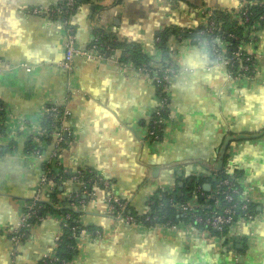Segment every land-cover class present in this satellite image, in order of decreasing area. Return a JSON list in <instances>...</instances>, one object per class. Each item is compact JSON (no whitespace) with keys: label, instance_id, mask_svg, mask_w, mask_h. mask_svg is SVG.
Masks as SVG:
<instances>
[{"label":"crops","instance_id":"crops-1","mask_svg":"<svg viewBox=\"0 0 264 264\" xmlns=\"http://www.w3.org/2000/svg\"><path fill=\"white\" fill-rule=\"evenodd\" d=\"M258 2L99 0L91 10L79 7L71 23L81 50L102 31L119 42L137 44L157 65L162 57L155 43L163 30L197 29L206 22L205 11H237ZM60 5V0H0V62L10 67L0 71V103L11 130L0 139V149L12 148L0 156V264H37L54 256L63 234L65 217L48 213L21 246L14 248L9 240L36 196L48 202L40 179L52 145H41L40 158L25 150L47 105L70 111L61 167L69 173L91 170L108 179L138 216L157 191L176 192L190 176L214 180L226 139L250 137L229 144L221 171L239 174L241 195L255 210L252 221L236 222L224 238L187 227H128L108 217L105 195L96 190L80 211V222L100 230L103 239L82 238L71 264H264V27L247 48L256 58L253 81L231 79L204 46L169 38L170 60L178 73L170 83L169 122L161 140L151 144L147 132L157 90L147 76L120 64L121 52L112 58H75L69 82L57 67L64 56L61 22L33 16L28 9ZM94 6L99 12L93 13ZM79 190L76 184L62 183L54 208H67L66 201Z\"/></svg>","mask_w":264,"mask_h":264},{"label":"built area","instance_id":"built-area-1","mask_svg":"<svg viewBox=\"0 0 264 264\" xmlns=\"http://www.w3.org/2000/svg\"><path fill=\"white\" fill-rule=\"evenodd\" d=\"M60 2L61 5L55 8L33 7L28 9V12L33 16L46 17L61 22L64 31V56L57 64V67L68 77L67 79L69 82L73 72L75 58H84L88 60L112 58L115 53L120 51L111 48L105 42H102L99 37H95L92 40V44L87 50L79 49L76 43L77 39L74 28L71 23L72 14L75 9L76 11L78 10V7L76 8V0H60ZM258 3L263 4L264 2L261 0ZM243 8L244 9H239L231 14L234 20L245 27V25H249L251 21L247 12V6ZM203 15L206 22L202 26L203 31L200 32V35L211 37V40L209 41L199 37L195 40L184 39L182 41L204 46L206 52L212 58V61L217 65L223 66L228 71L229 77L234 81H253L256 74V58L247 51V48L254 44L255 32L261 25L256 22L246 28L247 40H238L232 34H229L227 39H224L217 35L219 32V25L211 21L210 14L205 11ZM240 19H242V21ZM259 20H264V15L260 16ZM228 39H237L239 41L237 48L233 52L228 51L231 46ZM157 42L158 40H156V43ZM119 62L122 66L130 67L131 70L138 71L147 76L156 87L157 105L153 110L147 132L148 141L151 144H156L161 140L164 129L170 119V83L172 78L178 73V68L173 62L167 64V66L163 68L158 66L160 65L159 62L157 65L152 63L142 66H135L131 62H122L121 60ZM3 70H10V67L0 62V71ZM4 110L5 108L0 105V112H4ZM42 113V121L46 119L52 124V130L48 136L50 140L49 142L45 141L52 145V151L44 163V171L40 179V189H47V196L51 194L58 186L56 178L60 179L59 185L65 182L78 185L80 190L66 201L68 209L80 213L86 202L94 197L96 190H101L105 195L108 217L128 227L143 229L159 227L169 231H175L180 227H187L200 231L202 229L198 228L201 227L204 231H215L221 235L225 231L231 229L238 221L250 222L254 219V214L251 211V200L242 197L238 180L233 174H228L227 172L228 177L219 180L214 190L209 189V191L206 192L203 187H197L189 202L176 205L173 203L171 204L175 208L178 216L183 218L189 217L190 223L188 224L184 222L174 224L171 221L160 224L154 223L155 217L152 216L149 207L143 215L138 216L132 214L129 210L128 202L120 199L115 194L112 190V184L108 179L98 174L92 178L86 179L85 175H91V170L78 169L69 173L61 167L60 153L63 150L62 145L64 144L70 126V111L68 108L47 105L43 108ZM2 125L4 131L2 132L0 130V139L8 136L11 131L10 128L6 126V122H2L0 119V127ZM46 134V130L42 125H40L37 130L30 133L29 138L33 140L38 148L29 152L28 155L38 158L42 156L43 149L41 145L44 141L41 139ZM199 199L202 200V203H200ZM40 200L39 196H36L34 200L25 207L18 219L16 227L10 232L9 240L14 248L21 246L27 239L33 226L43 220L38 217L40 208L37 206V203H41ZM47 201L49 202V200ZM67 219H69V216L65 217V220ZM79 223L81 224V222ZM70 232L72 237H76L77 247L82 238L89 239L90 241H98L102 240L104 236L100 230H93L90 232L83 225L82 228L71 227ZM12 254L14 255V253ZM43 259L51 262H58L55 254L51 257L45 256Z\"/></svg>","mask_w":264,"mask_h":264},{"label":"trees","instance_id":"trees-1","mask_svg":"<svg viewBox=\"0 0 264 264\" xmlns=\"http://www.w3.org/2000/svg\"><path fill=\"white\" fill-rule=\"evenodd\" d=\"M94 1L99 0H76V8L78 7H89V9H92V6L94 4ZM261 1V0H259ZM264 2V0H262ZM117 3H120L121 0H116ZM244 9V8H242ZM99 8L97 9L96 6L93 7V13L99 12ZM76 9L72 16L75 14ZM234 11H207V13L210 14V19L213 21L216 25H219V32L217 35L220 38H226L229 34H232L234 37H236L238 40H247V31L246 28H248L250 25H253L254 23L258 22L262 27H264V20L260 21V16L264 15V3H256L252 5L247 6V12L250 17V24L241 26L238 21L233 19V16L231 13ZM242 21V19H240ZM203 31V27L200 26L197 29H180L177 27L173 28H167L159 33L156 40H158L156 44L157 50L161 54V61H158L161 66V68L167 66V64L171 63L170 60V51L168 49V41L170 37H178L180 40L188 39V40H195L197 38H204L207 40H211V37H207L204 35H200V32ZM95 37H99L102 42H105L107 45H109L113 49H117L121 52V61L122 62H131L135 66H142V65H150L152 64V59H149L146 57L140 46H138L135 43H127V42H119L116 39H114L111 35L106 34L102 31H96ZM237 39H228L231 43V46L229 47L228 51L233 52L237 48L239 41ZM92 44V42H91ZM90 44V45H91ZM160 69V68H159ZM0 105L4 108V105L0 103ZM0 119L2 122H6V114L5 110L4 112H0ZM52 124L49 120H43L42 121V127L46 130V135L42 137L41 140L44 142H49V133L52 130ZM0 130L3 132L4 128L3 125L0 127ZM65 141L62 147L65 146ZM25 150L26 152H32L35 149L38 148V146L33 142L32 139L29 137L27 138L25 142ZM11 146H14V143L11 144ZM12 148L7 147H1L0 149V156L5 155L9 153ZM91 175H85V178H92L97 175V173L90 171ZM212 174V173H211ZM215 179L212 180L209 176H190L186 178L180 187H177L176 192L173 193H167L164 191H157L148 202V207L150 208L152 212V216L155 217L154 223L160 224L164 223L166 221H171L174 224H179V222H184L185 224L190 223L189 217L183 218L177 215L175 208L171 205L172 203L174 205L179 203H186L189 202L192 197L195 189L197 187H203L204 185H209L210 189L214 190L217 182L219 180H222L226 177H228V174L225 171H219L213 173ZM233 175L235 178L239 175L238 173L234 172ZM65 178V176H64ZM56 182L58 186L53 190L51 194L47 196V199L49 202L47 203H37V206L40 208L38 212V217L41 219H44L48 213L50 214H59L63 217L69 216V219L65 220V224L63 227V234L60 237L58 243L55 255L58 259V262H51L49 260L42 259L37 264H71L72 261L75 259V257L78 255V247L76 243V237H72L70 228L71 227H81L82 225L79 223V218L81 217V213L77 211L70 210L68 208H61V209H55V203L57 202L56 196L59 193L60 188V179L56 178ZM200 203H202V200L199 199ZM129 210L131 211V208L129 207ZM251 211H255L253 207L251 206ZM132 214H134L131 211ZM38 222V221H36ZM35 222V223H36ZM37 224V223H36ZM149 226V225H148ZM90 232L94 229L87 228ZM198 229H202L199 227ZM204 231V230H203ZM214 233V232H212ZM227 231H225L223 234L215 233L214 235L219 238H224L226 236Z\"/></svg>","mask_w":264,"mask_h":264},{"label":"water","instance_id":"water-1","mask_svg":"<svg viewBox=\"0 0 264 264\" xmlns=\"http://www.w3.org/2000/svg\"><path fill=\"white\" fill-rule=\"evenodd\" d=\"M247 138H250V137H247V136H244V135H240V136H237L235 138H232V137H229L226 139L225 143H224V146H223V149L222 151L220 152V158H219V162H218V165L214 168L215 171H221L222 170V166H223V158L225 156V153H226V150L229 146V144L231 142H233L234 140H246ZM152 171H156L155 168L152 169ZM203 189L208 192L209 189H210V186L209 185H204L203 186ZM214 233H216L215 231H213Z\"/></svg>","mask_w":264,"mask_h":264}]
</instances>
